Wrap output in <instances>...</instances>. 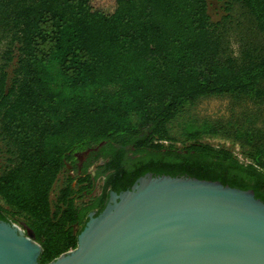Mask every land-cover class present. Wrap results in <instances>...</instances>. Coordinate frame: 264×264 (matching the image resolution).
Returning <instances> with one entry per match:
<instances>
[{
	"label": "trees",
	"instance_id": "1",
	"mask_svg": "<svg viewBox=\"0 0 264 264\" xmlns=\"http://www.w3.org/2000/svg\"><path fill=\"white\" fill-rule=\"evenodd\" d=\"M105 2L0 0V38H10L0 60V219L35 235L40 264L74 249L110 192L148 172L218 180L264 201V127L190 120L182 147L171 134L202 96L264 101V0H225L222 21L208 0ZM237 6L247 24L235 55L224 23ZM134 112L152 115L138 128ZM221 133L238 153L202 141Z\"/></svg>",
	"mask_w": 264,
	"mask_h": 264
},
{
	"label": "water",
	"instance_id": "2",
	"mask_svg": "<svg viewBox=\"0 0 264 264\" xmlns=\"http://www.w3.org/2000/svg\"><path fill=\"white\" fill-rule=\"evenodd\" d=\"M35 235L0 219V264H40ZM47 264H264V201L191 176H140L111 191L77 246Z\"/></svg>",
	"mask_w": 264,
	"mask_h": 264
},
{
	"label": "rangeland",
	"instance_id": "3",
	"mask_svg": "<svg viewBox=\"0 0 264 264\" xmlns=\"http://www.w3.org/2000/svg\"><path fill=\"white\" fill-rule=\"evenodd\" d=\"M209 2V14L213 21H222L226 16V10L224 8L225 0H208ZM111 4L110 0H106L105 5L109 6ZM242 10L237 6L236 10L232 11L233 17L230 18L227 22L224 23V30L227 32L229 37V46L232 54L238 55L239 52V43H240V25L247 24V18L241 13ZM242 26V27H243ZM10 38L8 36L0 38V60L1 54L7 50L9 46ZM202 78L206 79L207 74L203 73ZM152 112L141 113L134 112L130 115L132 123L138 127H144L149 118L151 117ZM190 120H196L197 122H202L203 120H209L211 122H221L226 127L229 125H253L257 127H264V101L261 103L255 102L253 99L246 98H237L233 94H216L202 96L195 100L194 102L188 104L181 114V116L174 122L173 130L171 134L177 138L176 146L182 147V141L184 136L182 135L183 126L185 122ZM202 141L213 144L215 146H226L233 149L235 152H238L239 146L232 139L228 138L225 133H221L216 136L204 135ZM236 145V146H235ZM80 164L82 160L85 159V155L81 154L79 156ZM90 167L89 171L93 174L96 172L98 165ZM104 179L98 178L96 182V187L92 195H100L102 192V184ZM62 183V176L57 182L54 192L52 193V198H55V195L60 188ZM90 197H88L89 199ZM0 199V204H2ZM71 250V249H70Z\"/></svg>",
	"mask_w": 264,
	"mask_h": 264
},
{
	"label": "built area",
	"instance_id": "4",
	"mask_svg": "<svg viewBox=\"0 0 264 264\" xmlns=\"http://www.w3.org/2000/svg\"><path fill=\"white\" fill-rule=\"evenodd\" d=\"M239 151V150H238ZM238 153V152H237ZM15 223V222H14ZM17 226H19L23 231H27V229L25 227H23L22 225L18 224V223H15Z\"/></svg>",
	"mask_w": 264,
	"mask_h": 264
},
{
	"label": "flooded vegetation",
	"instance_id": "5",
	"mask_svg": "<svg viewBox=\"0 0 264 264\" xmlns=\"http://www.w3.org/2000/svg\"><path fill=\"white\" fill-rule=\"evenodd\" d=\"M83 155H85L86 156V154H83ZM103 162V160L102 161H100V163H102ZM93 166H96V163H94L91 167H93ZM90 169V168H89Z\"/></svg>",
	"mask_w": 264,
	"mask_h": 264
}]
</instances>
